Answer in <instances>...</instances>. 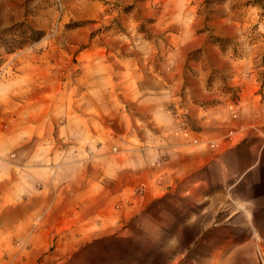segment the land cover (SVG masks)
Wrapping results in <instances>:
<instances>
[{
	"label": "crops",
	"instance_id": "crops-1",
	"mask_svg": "<svg viewBox=\"0 0 264 264\" xmlns=\"http://www.w3.org/2000/svg\"><path fill=\"white\" fill-rule=\"evenodd\" d=\"M66 1L70 16L88 21L74 30L82 39H70L69 46L87 41L106 1L124 6L138 2ZM150 2L139 4L141 15L151 20L148 29L162 34L159 40L144 41L153 55L138 54L136 49L144 45L139 41L127 42L130 50L124 52L130 54L119 55L121 44L92 40L78 55L76 82L65 89L83 97L82 105L60 108L59 73L53 70L58 61L50 62L43 83L34 79V65L46 68L47 59L24 65L32 83L23 87L21 79L18 86L11 81L20 95L34 89L43 106L34 119L28 118L20 101L23 117L0 122V229L7 223L24 225L22 232L33 237L38 226L32 224L38 222L50 226L44 238H53L62 207L74 232L81 234L92 223L133 222L145 214L141 211L149 214L155 208L169 216L163 223H197L199 219L188 217L186 202L203 199L209 175L237 181L264 171V1L240 16L227 7L208 18L191 0H162L161 8H151ZM64 75L69 81L70 73ZM178 115L186 119L185 132L175 130ZM224 123L240 134L206 130ZM32 138L33 148H26ZM59 138L68 144L62 153L68 163L62 166L53 145ZM87 144H99L98 152L104 153L99 159L112 155L109 169L88 167L82 148ZM112 145L119 151L105 154ZM13 150L19 170L8 160ZM110 177L114 183L108 182ZM44 212L49 218L39 220ZM243 222L250 223V217Z\"/></svg>",
	"mask_w": 264,
	"mask_h": 264
},
{
	"label": "rangeland",
	"instance_id": "rangeland-1",
	"mask_svg": "<svg viewBox=\"0 0 264 264\" xmlns=\"http://www.w3.org/2000/svg\"><path fill=\"white\" fill-rule=\"evenodd\" d=\"M144 1L138 0L127 6L106 1L102 16L95 20L96 29L87 41L69 46L70 39L80 38L74 30L88 21L75 20L70 16L68 1L0 0V122L23 117L18 112L20 101L24 107L23 114L28 118L34 119L43 106L34 89L29 88L20 95L10 85L11 81H15L18 86L19 79L23 87L26 81L30 82L25 64L47 59L46 68L34 65L37 74L33 77L40 82L43 75H49L50 62L58 61L53 70L59 73L60 108L67 105L76 108L84 103L83 97L69 94L68 87L76 82L78 55L90 46L92 40H103L113 47L115 42L121 44L119 55L130 54L124 52L130 50L125 47L127 42L135 44L139 41L144 45L136 49L138 54L153 55V52L148 53L153 49H149L144 41L159 40L162 34L148 29L151 20L141 15L140 5ZM150 1L151 8L162 7V0ZM262 1L191 0V5L197 3L200 14L208 18L221 15L227 7L240 16L248 6H262ZM66 72L71 75L69 81L65 78ZM10 94L12 100H9ZM79 100L80 103H77ZM182 118L186 126V119ZM177 119L175 130L185 132L186 129L179 128ZM58 120L61 122L62 117ZM206 130L230 137L240 134L235 127L225 123L207 127ZM142 131L147 134L145 129ZM34 144L35 139L32 138L26 148H33ZM53 145L59 151V166L67 164L68 159L62 153L68 144L59 138ZM98 147L99 144H87L82 148L88 167L102 172V166L106 165L109 169L114 160L112 155L99 159L104 153L100 154ZM118 151V146L112 145L105 154ZM15 157L16 151L8 153V160L19 170L21 163L12 160ZM213 172L219 174L218 171ZM261 172L260 175L246 173L245 180L244 176H240L236 177L237 181L209 175V190L203 193V199L186 202L188 217H196L199 219L197 223H163L169 216L161 214L164 209L155 208L149 214L147 210L141 211L145 214L139 213L133 222L101 226L92 223L91 228L81 234L74 232V226L65 215L68 210L62 207L56 216L58 223L52 227L53 238H44L46 227H50L47 224H32V228L38 226V233H33V237H29L30 232H22L24 225L21 228L19 225L4 224L0 229V264H264V171ZM108 182L114 183V178H108ZM233 182L235 185L231 186ZM138 184L141 186L140 182ZM45 214L39 220L48 219L43 217ZM248 216L251 222L244 223L243 219ZM12 228L19 231L10 232ZM22 235L27 237L22 238ZM34 249L39 250L37 255L33 254Z\"/></svg>",
	"mask_w": 264,
	"mask_h": 264
},
{
	"label": "built area",
	"instance_id": "built-area-1",
	"mask_svg": "<svg viewBox=\"0 0 264 264\" xmlns=\"http://www.w3.org/2000/svg\"><path fill=\"white\" fill-rule=\"evenodd\" d=\"M180 116V115H179ZM178 122H179V128H183V129H186V126H185V121L183 120L182 116L178 117ZM232 132V131H231Z\"/></svg>",
	"mask_w": 264,
	"mask_h": 264
}]
</instances>
